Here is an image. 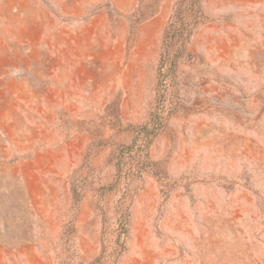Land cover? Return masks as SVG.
Instances as JSON below:
<instances>
[{"label": "rangeland", "instance_id": "obj_1", "mask_svg": "<svg viewBox=\"0 0 264 264\" xmlns=\"http://www.w3.org/2000/svg\"><path fill=\"white\" fill-rule=\"evenodd\" d=\"M174 4L0 0V264H264V0Z\"/></svg>", "mask_w": 264, "mask_h": 264}, {"label": "trees", "instance_id": "obj_2", "mask_svg": "<svg viewBox=\"0 0 264 264\" xmlns=\"http://www.w3.org/2000/svg\"><path fill=\"white\" fill-rule=\"evenodd\" d=\"M200 15L199 0H175L174 11L170 15L167 28L165 30L164 42L166 38L175 44L176 56L184 52V44L188 41L192 28L197 24ZM152 122H147L134 128V134L130 144L119 146L115 152L116 172L114 182L108 186L109 189L124 184L122 194L118 203V217L125 221L127 214V194L129 178L139 176L145 170V165L149 164L148 147L152 139L157 134L159 123L151 118ZM126 165L123 173L122 167ZM127 172V173H126ZM126 232V227H120L119 234ZM97 260L93 263H96Z\"/></svg>", "mask_w": 264, "mask_h": 264}]
</instances>
